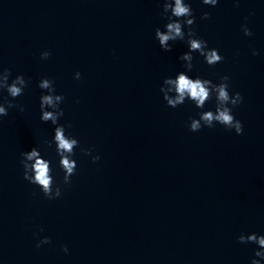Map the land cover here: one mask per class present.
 <instances>
[{"label":"water","instance_id":"obj_1","mask_svg":"<svg viewBox=\"0 0 264 264\" xmlns=\"http://www.w3.org/2000/svg\"><path fill=\"white\" fill-rule=\"evenodd\" d=\"M190 3L198 37L224 59L209 66L195 52L188 75L230 77L244 98L232 108L242 134L219 123L189 130L190 117L215 111V94L204 109L164 100L161 85L187 71L179 57L189 48L177 40L165 51L155 38L168 22L162 0H0V68L12 70L9 82L29 80L14 100L24 110L0 117V264H250L258 245L237 237L264 234V0ZM43 77L79 140L67 185L45 143L55 126L40 119ZM9 99L0 91V103ZM33 147L51 161L57 199L24 179L21 153ZM44 236L52 242L37 247Z\"/></svg>","mask_w":264,"mask_h":264},{"label":"clouds","instance_id":"obj_2","mask_svg":"<svg viewBox=\"0 0 264 264\" xmlns=\"http://www.w3.org/2000/svg\"><path fill=\"white\" fill-rule=\"evenodd\" d=\"M218 2L219 0H202L204 5L211 6H216ZM235 2L238 5L239 0H235ZM162 3L163 11L161 14L167 18L168 22L164 25L163 30L159 27L156 28L155 38L165 51H171L173 44L170 42L177 40H186L189 48L188 51L179 57L180 60L185 62L184 68L187 71H180L175 77H166L161 85L160 91L163 93V98L167 105L176 108L184 104L186 100H190L197 108L204 109L206 102L212 99L213 94H215V111H201L199 118L190 117L189 130L196 132L202 127L214 128L219 123L229 130L234 129L237 134H242L244 131L243 123L235 117L232 108L241 104L244 98L240 92H236L234 95L230 93L228 83L230 77L224 75L220 77V83H214L211 79L193 78L188 75V72H191L194 68L193 53L195 52L203 56L209 66H214L224 59L219 49L209 48L208 41L198 37L196 30L192 27L196 23V16L193 14L194 10L191 7L190 0H162ZM210 16V12L204 11L200 19L207 20ZM185 27H187V31H185ZM241 30L245 36L250 37L253 35L247 23L241 25ZM258 54V50H252V55ZM50 55L51 52L45 50L41 53V59L46 60ZM11 75V69L0 68V91L6 90L8 96L13 98L7 100L6 103H0V117L7 116L10 108L19 107L21 111L24 110V107L16 104L14 100L24 94L29 80L23 74H19L9 82ZM81 76L82 74L79 71L75 73V79L79 80ZM38 87L46 90L40 96V119L43 122L51 121L52 125L55 126L53 139L45 141V143L49 147L55 143L56 153L60 157L59 167L64 171L63 181L67 185L71 183V177L76 173L78 167L77 161L73 159V156L75 155V149L79 145V140L66 134L65 125L59 123L60 118L64 116L61 104L65 98L63 94L56 93L54 80L43 77L39 81ZM81 151L91 156L93 162L100 160L99 155H92L93 149L91 148L81 149ZM21 156L24 179L31 184L37 185L46 198H59L62 195V189L58 185L55 188L53 187L55 180L52 174L51 161L42 155L40 148L33 147L31 151L22 152ZM237 239L243 244L254 243L258 245L250 264H264V234H257L256 232L250 234L241 233ZM51 242L50 237L44 236L37 243V247ZM62 249L65 253L69 251L67 245H63Z\"/></svg>","mask_w":264,"mask_h":264}]
</instances>
